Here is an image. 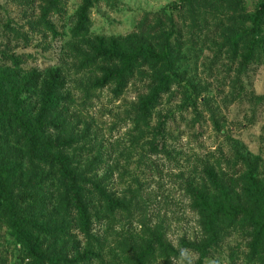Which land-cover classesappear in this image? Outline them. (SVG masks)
Masks as SVG:
<instances>
[{
	"label": "rangeland",
	"instance_id": "1",
	"mask_svg": "<svg viewBox=\"0 0 264 264\" xmlns=\"http://www.w3.org/2000/svg\"><path fill=\"white\" fill-rule=\"evenodd\" d=\"M81 1L0 0V70L16 69L14 58L21 71L58 69L65 83L52 115L60 121L53 135L65 141L81 178L99 182L124 204L109 211L91 197L98 218L90 232L101 248L100 258L87 264H135L138 250L158 232L174 248L183 239L202 242L190 190L202 181L205 165L236 182L250 161L264 181V52L238 74L240 57L226 44L232 23L239 24L241 11H251L255 0L238 10L218 0H90L88 21L78 29L72 18ZM167 34L175 80L144 120L135 108L144 84L135 78L121 89L113 82L101 85L92 44L99 37L155 44ZM242 51L240 46L238 55ZM143 70L152 72L147 65ZM161 116L168 136L164 152L156 153L149 129ZM0 162L19 215L35 226L72 223L66 241L45 239L55 250L77 240L83 247L86 236L75 212L56 191L57 167L29 160L7 127L0 128ZM218 236L205 264H264V253L252 249L242 224L221 226ZM197 258L189 250L175 257L158 249L147 264H195ZM0 264H32L1 207Z\"/></svg>",
	"mask_w": 264,
	"mask_h": 264
},
{
	"label": "trees",
	"instance_id": "2",
	"mask_svg": "<svg viewBox=\"0 0 264 264\" xmlns=\"http://www.w3.org/2000/svg\"><path fill=\"white\" fill-rule=\"evenodd\" d=\"M196 0H190L194 3ZM226 5L227 10H238L247 7L248 0H218ZM252 1V0H251ZM63 0H53L60 5ZM77 10L78 17L72 18V23L78 29L88 21L87 10L90 0H82ZM253 9L245 14L241 21L239 15L233 28L229 30L226 44L240 57L237 73L245 69L258 55L264 52V0H255ZM165 35L155 44L143 41H123L115 38L108 40L97 38L92 44V61L100 64L101 75L97 79L101 85L113 82L121 89L130 80L137 79L143 83L144 90L138 93L136 111L141 119H150L155 109L161 105L165 94H168L176 73L171 65V49L169 38ZM243 50L239 55L238 51ZM16 69L5 67L0 70V128L13 129V135L23 142L29 160L53 164L57 167L60 185L56 191L60 198L64 197L71 204L80 232L85 235V243L72 241L64 251L55 250L46 236L67 240L66 230H73L72 223L65 226L57 225L35 226L19 215L16 203L9 190V183L0 162V207L9 215L10 228L15 239L19 241L26 256L32 264H87L95 258H100V245H94V237L90 232L93 218L98 215L93 212L96 206L91 202L94 196L97 206L105 204L107 210L123 209L124 204L108 194L99 182L93 179H83L71 165V159L65 154V141L55 137L53 129L58 128L54 123L55 112L59 108L60 89L64 86L65 77L58 69H47L44 72L32 69L21 71L18 60L13 59ZM147 65L152 72L143 70ZM238 79H236L237 81ZM35 88L37 93H34ZM35 94L32 100L31 95ZM216 121V120H215ZM153 141V152H164L167 132L164 129L163 117L149 129ZM236 182L232 176H221L212 166H204V175L192 190L194 208L201 217V228L206 239L202 242L195 240L181 241L179 248L172 247L158 232L153 238L145 241L136 254L135 264H147L156 250L171 253L180 257L182 251H190L198 255L195 264H205L212 246L219 240L221 226H236L242 224L250 231L251 247L264 253V181L259 178L253 164ZM251 164V165H250ZM232 166L235 167L233 163ZM236 172L234 171L232 174ZM89 196V197H87ZM62 201V200H61ZM64 229V232L61 230ZM75 237V234H69ZM96 237V236H95ZM97 246V247H94ZM65 248V246H64ZM260 250V251H259Z\"/></svg>",
	"mask_w": 264,
	"mask_h": 264
}]
</instances>
